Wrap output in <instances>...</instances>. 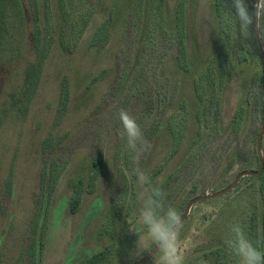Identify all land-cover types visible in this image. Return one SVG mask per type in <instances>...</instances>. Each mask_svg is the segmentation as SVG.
Listing matches in <instances>:
<instances>
[{
	"label": "rangeland",
	"instance_id": "obj_1",
	"mask_svg": "<svg viewBox=\"0 0 264 264\" xmlns=\"http://www.w3.org/2000/svg\"><path fill=\"white\" fill-rule=\"evenodd\" d=\"M141 1L0 0V264H84L103 252L101 264L137 262L155 245L138 247L132 231H144L135 166L182 215L194 198L259 170L264 58L255 26L256 42H227L214 0H185V65L182 0ZM121 108L151 144L138 160ZM237 220L264 251V172L192 208L184 264H239L225 243Z\"/></svg>",
	"mask_w": 264,
	"mask_h": 264
},
{
	"label": "clouds",
	"instance_id": "obj_2",
	"mask_svg": "<svg viewBox=\"0 0 264 264\" xmlns=\"http://www.w3.org/2000/svg\"><path fill=\"white\" fill-rule=\"evenodd\" d=\"M225 15L233 25L236 41H243L252 37V28L264 41V0H255L250 10L246 0H222ZM248 46L247 44H245ZM249 47V46H248ZM118 119L122 125L128 149L134 153V160H138L142 151L151 148L143 135V130L137 119L126 109L118 110ZM136 177L139 202L138 223L144 231L137 232V246L147 248L155 245L154 252L158 253L155 264H184L181 252V235L185 221L181 212L172 204L166 203V194L157 186L151 184L149 176L138 166L133 168ZM230 237L225 241L228 249L235 255L239 264H264V251L253 244L245 231L244 225L235 221L229 226ZM190 246H195L191 244ZM199 264H207L201 259Z\"/></svg>",
	"mask_w": 264,
	"mask_h": 264
},
{
	"label": "trees",
	"instance_id": "obj_3",
	"mask_svg": "<svg viewBox=\"0 0 264 264\" xmlns=\"http://www.w3.org/2000/svg\"><path fill=\"white\" fill-rule=\"evenodd\" d=\"M185 0H182L180 3V7L178 9V14H177V22L178 24L181 25V31H179V41H180V53H181V61L183 64L186 65L187 60H186V46H185V41H184V36H185V27L184 26V22H185V11H184V3ZM249 2V1H246ZM228 3H230V0H228ZM143 4V0L138 4V5H142ZM139 6V7H140ZM213 10H214V15H216L220 21V28H221V32H222V38L224 40H226L227 42H230L232 35L234 34L233 31V25L229 22V20L227 19L226 15H225V9L223 7V2L222 0H214L213 3ZM183 27V28H182ZM252 31H254V28H252ZM254 35V33H253ZM253 40H255V35L253 37ZM225 57H223V59L221 61H224ZM221 66L223 67V64H221ZM186 70V69H185ZM209 73V72H208ZM209 77L207 76V73H203L201 74V76H199L196 81H195V89H196V94L197 96H200L201 94H204L205 91L207 90V83L209 81ZM263 87V86H262ZM263 96H264V92H263ZM261 103L263 105L264 101H263V97H260ZM78 204H79V200L78 198L75 199L74 203H73V211L76 212L78 209ZM107 253L103 252L100 254H96L92 257H90L89 259H87V261L84 264H101L105 258L107 257Z\"/></svg>",
	"mask_w": 264,
	"mask_h": 264
},
{
	"label": "water",
	"instance_id": "obj_4",
	"mask_svg": "<svg viewBox=\"0 0 264 264\" xmlns=\"http://www.w3.org/2000/svg\"><path fill=\"white\" fill-rule=\"evenodd\" d=\"M255 34H256V30H255ZM256 38H257V42H258L260 51H261L263 58H264V46H263L262 41L259 39L257 34H256ZM263 101H264V96H263ZM263 139H264V122H263V126L261 128L258 140H257V154H258L259 162H260L259 170L257 172H250V171L242 172L237 176L236 180L225 190H223L219 193H216V194L200 196V197H197V198H194L193 200H191L188 203V205L185 209V212L183 214L184 221L187 220V218L189 217V215L191 213L192 208L196 204L201 203V202H205V201H209V200L221 198V197L231 193L233 190H235L239 186V184L243 178H245V177H259L263 174V172H264V158L262 155ZM156 254H158V253H155L154 248H153L148 254L143 256L141 259H139L134 264H144L145 262L152 259Z\"/></svg>",
	"mask_w": 264,
	"mask_h": 264
}]
</instances>
